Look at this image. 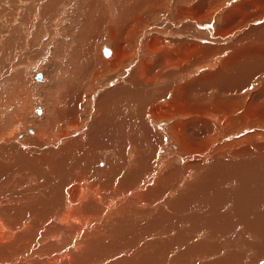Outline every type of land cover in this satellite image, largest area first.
<instances>
[{
  "label": "bare ground",
  "instance_id": "6f19581e",
  "mask_svg": "<svg viewBox=\"0 0 264 264\" xmlns=\"http://www.w3.org/2000/svg\"><path fill=\"white\" fill-rule=\"evenodd\" d=\"M178 1V4H171L169 17L160 26L152 28L142 42L136 39L140 29L137 27L143 25V18L149 12L161 15L168 11L165 0H156L151 5L138 0L134 14L124 20L121 18L123 26L118 29L112 26L119 20L114 18L117 2L108 0L104 11H99L96 0L86 2L83 13L88 8L91 11H87V16L81 15L84 23L74 25L76 21H72L73 25L70 24L72 30L78 29L72 54H61L65 47H60L51 55L48 68L43 71L41 85L46 96L39 111L45 110V124H40L32 137L21 140L12 137L14 132L20 131L17 118L12 123L0 124V264L251 263L242 256H234L229 261L228 256L225 260L229 249L241 244L240 236L231 244L225 234L221 235L219 245L200 242L197 246L192 238L195 227L183 216L191 214V207L183 203L196 194L189 189L190 181L197 173H204L217 162L237 161L243 152L254 154V149H257V155L264 156V36L260 42L258 38L247 37L260 27L258 25L236 33L239 27L264 17V0H240L230 4L231 7L224 6L219 0ZM197 27L204 28V33L195 34ZM52 31L56 32V27ZM78 39H86L84 42L93 39L106 46L94 50L88 47L84 51ZM66 40L65 37L60 45ZM130 40L134 42L132 46L127 42ZM49 43L50 39L45 45ZM106 47L108 53L104 52ZM85 52L90 54L86 56ZM92 56L95 58L93 65L90 62ZM135 56L137 60L133 59ZM253 61L256 69L251 72ZM130 65L132 70L127 77L116 85L111 84L112 79ZM204 68L208 70L202 71ZM229 69L230 73L227 72ZM245 71L247 80L230 86L233 78L240 79ZM250 73L254 78L261 77L262 83L251 80ZM224 74L230 75L229 86L222 85L221 80L219 86L216 82L217 88L222 86L220 90L224 93L255 89L248 102L238 96L234 97L239 102L233 99L229 101L231 104L226 99H215L213 103L223 108L217 111L206 99L192 97L198 89L207 91L215 83L210 81L220 80ZM193 75L196 76L190 78ZM19 78H23L22 73L18 74ZM81 79H87L86 88ZM203 80L210 82L205 88L203 84L199 85ZM98 86L106 90L95 101L92 95ZM113 90L121 98L102 102L103 96ZM27 91L17 87L16 94L3 93L0 108L5 111L9 106L19 111L28 105L32 107L34 99L29 98ZM86 97L87 106L85 104L86 107L81 109ZM91 100L94 105H89ZM120 112L129 117L118 116ZM163 118L172 120L164 126ZM146 122L148 125H144ZM191 123L196 127H191ZM94 128L105 144L99 149L94 141ZM70 139L75 143L82 141L95 145L86 150L76 143L75 146L85 152L84 156L94 149L99 156L85 163L90 174H79L84 166L82 162L79 167L71 168L69 164L64 169L65 175L74 173L71 177L56 176L51 180L48 166L52 159L57 162L58 157L53 156V149L63 144L72 146L74 143L66 142ZM148 147L154 151H160L162 147L172 149L169 153L159 154V162L152 167V172H148L152 159V150L150 148L149 152ZM69 150L70 147L62 146L56 151L62 156ZM191 161L198 165L189 169L186 166ZM170 162H179V165L169 167ZM34 166L41 169L40 174L34 175L37 173ZM167 167L171 170L163 179L160 172ZM177 169L186 174L187 190L179 193L172 186L161 189L168 179H175ZM258 171L259 176L264 174L260 168ZM97 177L103 181L102 186H98ZM54 186L58 188L57 193ZM164 194L170 201V211L164 209L168 206L164 199L161 200ZM207 208L209 212L206 210L208 216L205 218L211 223L213 220L209 219L213 215L209 206ZM199 235L201 238L212 236L205 231ZM246 236L251 237V241L257 240L256 236L252 239L253 234ZM224 245L226 251L221 260L209 262L206 254H200L216 251ZM240 252L241 255L244 251ZM258 264H264V258H260Z\"/></svg>",
  "mask_w": 264,
  "mask_h": 264
},
{
  "label": "rangeland",
  "instance_id": "374dc122",
  "mask_svg": "<svg viewBox=\"0 0 264 264\" xmlns=\"http://www.w3.org/2000/svg\"><path fill=\"white\" fill-rule=\"evenodd\" d=\"M88 1H91V0H0V96L3 93H9L10 94V92L16 94L17 87H19V88L26 89V91L28 90L27 93L29 94V98L31 99V97H32L34 99V101L32 103L33 106L30 107L28 105L29 106V107L27 106L28 109L26 108V109L22 110V108H21V110L17 111V110H14L12 107L8 106L7 110L4 111L3 107L0 108V115L2 116L1 117L2 119L0 120V124H6L8 122L12 123V121H14L15 118H17L19 120L18 123H16V124H19V122H20V124H19L20 131L14 132L15 134L13 133V136H12L13 139H18V140L20 139L21 140L25 137L26 138L32 137L34 132H35V129L38 128V126L40 124H45V122H44L45 110L43 109L42 111H39V110H41L40 106L43 105L44 98L46 96V92H45L44 88H42V85H41L44 82L43 71H45L48 68V64L51 61V55L53 53H56V50L59 49L60 47H65L64 51H62L61 54H63L64 52L66 53V55L72 54L74 46H75V42H76V39L78 36V31H77L78 29L74 28L72 30L71 27H73L72 26L73 23H71V22L76 21V22H74V25L79 24V23H84L81 15L87 16V11H91L90 8H88V10L86 9L83 13V8L86 6V2H88ZM110 1L111 2L115 1L118 3L117 10L114 9V13H115L114 18H117V19L119 18V20L116 22V24H112L113 28L118 29L122 25V24H120L121 18H123V20H124L126 16L134 14V12H135L134 8L137 5L138 0H110ZM144 1L148 5H151L153 2H156V0H144ZM180 1H182V0H180ZM193 1H195V0H193ZM196 1H198V0H196ZM219 1L224 2V6L226 5V7H228V6L231 7L233 2H237L240 0H219ZM107 2H108V0H96L99 11L100 10L104 11V8L106 7L105 4H107ZM165 2L169 6L168 11L166 10V12L161 14V15L158 12L157 13L156 12H153V13L149 12L148 14H146L144 16L143 25H140L137 27V29L140 28L139 30H137V31H139V37H138V35L136 37V39H138L139 42H142L143 37L147 36L146 34L150 33L151 30H153L152 28H154L158 25L160 26L161 22L163 20L167 19V17H169L168 15L172 10V6L174 4H178L177 2H179V1L178 0H165ZM171 4H173V5H171ZM164 14H165V16H164L165 18L163 17ZM55 17H56V20H55ZM107 18H108V15H107ZM215 19L216 18L212 19L211 24L214 23ZM56 22H58V23L56 24ZM70 24H72V25H70ZM263 24H264V17L258 19L255 22L249 23L245 27L244 26L239 27L238 31L236 33L239 34L240 32L247 30L252 25H256V26L258 25L260 27L257 30L247 34V37L255 39V40H257V38H258L259 42H260V39H262L264 36V27L262 26ZM54 27H56V32L52 31L54 29ZM180 28L182 29L183 26ZM164 30H165V28H164ZM201 30H202V32H201ZM195 31H197V33L193 31L195 34H199V33H204L205 29L197 27V29L195 28ZM136 34H138V33H136ZM142 34H145V35H142ZM65 37L67 40L64 42L63 45H60L61 43H63L62 40H64ZM49 39H50V43L46 46L45 42H47ZM84 40H86V39H84ZM84 40L78 39V41H77L78 43L81 44V47L84 49V51L88 47H90L94 50V48L99 49V48H103L106 46V44H103L102 42H99V41H94L93 39H91L89 42L87 41L88 43L84 42ZM102 41H104V40H102ZM73 42H74V44L72 46ZM127 42L130 44V46H132L134 43L131 40L127 41ZM139 42H137V44ZM85 43H87V44L85 45ZM140 44L141 43H139V45ZM41 47L44 48L43 51L39 50ZM83 49H82V51H83ZM129 49H130V47L128 48V50ZM135 52L138 53L137 50H135ZM85 53H87V55L85 54L86 56H88L90 54V52H85ZM106 58H108V57H106ZM133 59L137 60V57L135 56ZM90 62H91V65L94 64L95 58L93 56L91 57ZM19 64H21L20 65V66H22L21 68H20V66H18ZM22 64H24V65H22ZM14 65H16L17 67L16 66L13 67ZM250 65L254 66V68H251V72H252L256 69V64L253 61L250 63ZM23 66L27 69L23 70L24 69ZM131 67H132V65H130V67L126 68L125 72H123V73L125 75L126 74L128 75L129 71L132 70ZM244 67H246V66L244 65ZM16 68H18V70H16ZM207 70H208V68L202 69V71H207ZM227 72L230 73V69ZM19 73H22L23 78L18 79ZM24 73L25 74L28 73L29 75L28 74L25 75ZM123 73L116 75L114 77V79H112L113 81L111 82V84L116 85L117 83H119L123 79H125L127 77V75L125 76ZM244 73L245 74H243L240 79H237V78L234 79L233 78V80L231 82L232 85L230 84V86H234L235 84L240 83L243 80L246 81L248 73H246V71ZM250 75H251V77L253 76V74H251V73L249 74V76ZM195 76L196 75H193L190 78H193ZM224 76H225V74L222 76V79L220 78V80L218 79L215 81H210L211 84H213L215 82L214 85H212L213 87L209 84L210 88L212 87L213 89L209 88L207 91L204 90V92H203V90L198 89L197 92H193L192 97H194L195 99H198V100H203V99L205 100L206 99L211 104H214L213 101H215V99L217 100L219 98L226 99V102L228 104H231L229 101H234L233 99L238 100V98H236L234 96L241 97V98H243V101L248 102L249 101V95H251V93H253L255 91V89L248 88V89H244V90H239L238 92H231L230 91V92H225V93L222 91L223 92L222 93L220 90V87H222V86L217 88V86H219V84L221 83V80H222V85L229 86V82L227 81V79L229 78L230 75L225 76V77ZM256 77H257V74H256ZM256 79L257 78L252 77L251 80H256ZM223 80H225V81H223ZM257 80H260V82L262 83L261 77H260V79H257ZM23 81L25 83H23ZM81 81H82L83 85L86 84L85 85V88H86L87 87V79L86 80L81 79ZM210 82H206L203 80V82H201V84H199V85L202 86V84H203V87L205 88V86L208 85L207 83H210ZM216 82L218 84L217 86L215 85ZM20 83H21V86L23 85V87L19 86ZM243 83H244V81H243ZM214 86H216V90L218 89L217 92L214 89ZM81 87H82V84H80L79 88L81 89ZM105 90H106L105 87H99V86L97 88L95 87L93 90L94 94L92 95V100L96 101L98 99L99 94L104 93ZM209 90H211V91H209ZM115 93H116V91L113 90L110 94H105L103 96V99H101V101L104 102L105 99H106V102L114 101V100L116 101L117 98H121V97H119V95L117 93H116L117 94V96H116ZM62 94L64 95V93H62ZM209 94H211V95H209ZM218 94H219V96H218ZM214 95H215V97H214ZM7 96H8V94L5 97H7ZM207 96H210L211 98L207 97ZM92 100H91V102H89V105L91 103L93 104ZM82 102H83V105L81 104L80 108L84 109L87 106V97L85 98V101L83 99ZM238 102H239V100H238ZM261 102H262V100H261ZM0 104H1V101H0ZM37 104H38V106H37ZM85 104H86V106L84 107ZM116 105H119V103L117 102ZM214 105H215V108L217 111H220L223 109L220 105H216V104H214ZM35 109H36V111L34 112ZM122 109H124V108H122ZM12 115L13 116L15 115V116L13 117ZM118 116L129 117L126 113L123 114V112L118 113ZM24 117L26 118V120ZM40 118H43L42 122H41ZM162 120L164 121V124H165L164 126H166L167 124L170 123V121L172 119L163 118ZM101 121H102V123L105 122L104 120H101ZM144 125H148V122H146ZM191 125H192V123H191ZM193 125L191 127L195 128L196 126L195 125L193 126ZM94 129H96V128H94ZM95 131H96V134H95V140L94 141H97V142H95L96 144H98L96 149H99L101 147H104L105 144H104V141H102V139L100 140V138L97 136V134H98L97 129ZM145 139H146V137H145ZM234 139H239V138L235 137ZM69 141L71 142L73 140L70 139V140H67L66 142L70 143ZM255 142H257V141H255ZM71 143H74V144L72 146H65L64 144L63 145H57L53 149V153H52L53 156H55V158H56V156L58 155V157H57V162H55V160L52 159L53 161L51 160V162L49 163V166H48L49 167L48 172L51 174L50 175L51 180L54 179L56 176H58L60 178L63 175L69 176V177L74 175L73 172L69 173V175L68 174L65 175L67 172H65L64 169H67L69 164L71 165V168H72L73 166L79 167L80 163L83 162L84 166H83L82 170L79 171L80 172L79 174H81V173H83V174L89 173L90 174V171L88 170L87 165L85 163H87L90 159H92L91 161H94V159L98 158V156H99L98 151L94 149L93 152L84 156L85 152L82 149H80L79 147H76L75 144L76 143L82 144L86 148V150L93 149L92 147H94L95 145H92L91 143L86 144L82 141L76 142V143L71 142ZM147 145L150 146V144H147ZM62 146L63 147H70V150L68 151V153L61 156V155L57 154L56 150L60 149ZM150 148L151 147H148L147 149L149 150ZM162 148H160V151L156 150V149L154 151L153 148H151L152 152H151L150 157L152 159L150 161L151 165H149V167H148V172L149 171L152 172V167H154V166H156V164H158L159 154H163L166 151L169 153L172 150L170 147H167V148L162 147ZM254 151H256L254 154H253V152L241 153L243 155L241 156V154H240L239 155L240 157L238 156L237 161L231 160L229 162H223V163L217 162V163H215V165H212V167L210 169H208L207 171H205L204 173H197L195 175V178L191 179L190 182H192V183H190L191 186L189 189V190H191L192 193H196V194L190 195L188 197V200L183 203V205H188L191 207V209H190L191 214H186V215L184 214L183 216H185L189 222L193 223V225H194L193 227H195L193 234H192V238L194 239V243H196L197 246H200V242H202V244L209 242L212 245L213 244L216 245L215 243L218 244L219 240H221V235L224 236L225 234H227V236H225V237L229 238V243L231 244V243H233V241L236 238L238 239V237L240 236L239 242L241 244L237 245V247H234L235 250H234V248L231 247V249H229V252L227 253V255L225 257V260L228 258V256H229L228 261L231 260L232 258H234V256H242L244 259H247L246 260L247 262H251L249 264H258L260 262V258H264V221H263L264 220V218H263L264 217V203H263L264 202V192H263L264 191V174H260V176H259V171H258V168H260L261 170L264 171V156L257 155L256 154L257 149H254ZM149 152H150V150H149ZM259 156H261V158ZM57 164H59L58 168H57ZM173 165H179V162H177L175 164H173V162H170L169 167H172ZM195 165H198V164L191 161L186 167L191 169ZM53 166H56V168H53ZM99 166H101V164H99ZM32 168L35 171H37V173H35L34 175H38L41 173L40 168H38L36 166H34ZM170 170H171V168L168 169V167H167V169H164V171H161L160 177L165 179L167 176V173ZM257 174H258V176H257ZM185 175L186 174H184L182 172V170H178L176 173V176L174 177L175 179H173V181L170 180L171 182L168 179V181H167L168 183H166V185L162 186L161 189L164 187L167 188L168 186L169 187L172 186V187H175V190H179L180 191L179 193H182L183 191L187 190V187H185V186L189 185V183H187L188 179ZM258 178H259V180H258ZM96 181H97L98 186H99V184H100V186H102L103 181H101L98 177L96 178ZM175 181H178L177 185L174 184ZM180 181H182V182H180ZM55 186H54V189H55L54 192L57 193L58 188H56ZM257 187H259V188H257ZM36 189H38V188H36ZM49 191L50 190L48 189L47 192L49 193ZM194 196H198L197 199H195ZM165 197H166L165 194L161 195V200L164 199L163 202L165 201L164 203L168 204L170 201L168 200L167 197L166 198ZM180 197H181V195H180ZM198 201H200V202H198ZM210 205H211V207H210ZM258 205H259V207H258ZM199 206H205V208L202 209ZM207 206H209V208L212 212L211 215H213V218L209 219V220H213L211 223L207 222V218H205V215L209 212ZM260 208L262 209L261 212L259 211ZM164 209H166L167 211L168 210L170 211L171 205L168 204V206H165ZM206 210H208L207 213H206ZM206 216H208V215H206ZM180 223H181V221H180ZM258 223H260V224H258ZM181 224H184V222H182ZM230 224H232L233 226L235 225V226L233 227ZM237 224L239 225L240 228L237 226ZM211 225H212V227H211ZM219 226H221L220 227L221 229L219 228ZM203 231L209 232L212 236L210 238H203V237L201 238L199 234ZM249 231H250V233H249ZM254 232H255V234H254ZM242 233H244L245 236ZM235 234H237L236 235L237 237L235 236ZM247 234H253L254 238H252V239H255V236H256L257 240H259V238H260V241L249 240V238L251 239V237H247L246 236ZM241 235H242V237H241ZM214 236H215V240H214ZM231 238H232V240H231ZM245 238H246V240H245ZM247 238H248V240H247ZM200 240H203V241H200ZM182 242H183V240H182ZM251 242H252V244H251ZM251 245H254V246H251ZM164 247H167V244ZM253 247L255 248V250L252 249ZM225 248H226V246L224 245L220 249H217L216 251H212V252L208 251V252H204V253H200V254L201 255L206 254V256L209 257V260H210L209 262H215V261H213L214 259L219 260V258H220V260H221V258H223L222 256L225 255L224 253L226 251ZM236 248H238V249H236ZM250 249H251V251H250ZM240 250H242V252L244 251L243 254H241V255H240V253H241ZM162 251H164V249H162ZM245 251H247V252L245 253ZM252 251L254 252V255H250ZM248 253H249V255H248ZM216 254H218V256H216ZM217 263H220V262H217ZM156 264H167V263H156Z\"/></svg>",
  "mask_w": 264,
  "mask_h": 264
},
{
  "label": "water",
  "instance_id": "95a60500",
  "mask_svg": "<svg viewBox=\"0 0 264 264\" xmlns=\"http://www.w3.org/2000/svg\"><path fill=\"white\" fill-rule=\"evenodd\" d=\"M104 52L105 53H108L109 52V49L106 47V48H104Z\"/></svg>",
  "mask_w": 264,
  "mask_h": 264
}]
</instances>
